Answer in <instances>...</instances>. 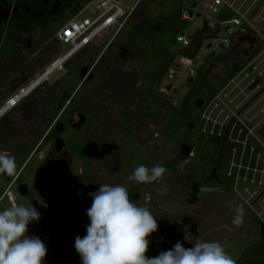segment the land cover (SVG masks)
I'll return each mask as SVG.
<instances>
[{
	"label": "flooded vegetation",
	"instance_id": "flooded-vegetation-1",
	"mask_svg": "<svg viewBox=\"0 0 264 264\" xmlns=\"http://www.w3.org/2000/svg\"><path fill=\"white\" fill-rule=\"evenodd\" d=\"M83 1L0 0L1 127L11 123L12 118L8 117L11 109L21 108V112H24L26 105L41 93L40 90L48 88L47 81L54 72H45V68L56 55L54 34ZM191 10L196 14L194 8ZM201 26L202 23L195 30ZM247 28L245 33L236 32L232 35L230 46L225 47L213 42L217 31L209 30L208 26L203 32V42L207 40L210 47L207 48V44L203 47L202 42L196 55L198 57L199 53L204 52L201 62L193 68L186 81L181 82L178 90L172 85L174 74L180 68L173 72L172 65L158 87H153L166 52L160 62L158 58L161 53L151 54L144 59L153 82L147 90L138 94L143 103L142 116L155 121L157 113L163 111V115L169 117L165 120L169 121L170 126L162 131L164 135L168 138L173 135V125L177 126L175 135L181 129L185 132L177 146L174 160L158 164L163 165L166 172L156 182L141 184L132 179L138 165L144 164L148 168L156 165L154 153L158 134L148 133L141 149L137 150L133 143L138 126L128 120L130 108H123L119 119L125 125L122 138L132 142V146L128 151H116L110 157L118 161L116 166L102 169L93 165L97 163L95 159L100 157L94 152L96 143L88 135L84 138L76 137L80 132L88 131L89 120L87 112L74 107L72 100L76 91L66 100L58 87L47 94L44 108L48 112L41 116L42 134L31 153L39 154L32 182H26L20 174L15 173L10 179L1 174L9 182V188L22 199L23 205L32 203L41 213V218L35 223L36 237L47 248L43 264H81L74 241L77 236L83 237L86 234V225L89 223L86 210L92 203L89 193L95 192L100 184L128 188L129 199L138 206L148 208L156 216L158 229L148 237V257H155L161 251L171 249L178 241L185 248H191L194 243L217 241L224 246L235 264H264V183L252 189L256 190L254 195L237 192L225 175L226 154L214 143L217 139L211 138L213 142L199 143L201 137H206L199 132L201 108L207 99L204 95L207 96L224 81L230 68L236 63L247 66L246 73L249 77L253 76V88L264 80V56L258 55L263 46L260 40L262 32L258 34L256 31L259 29L248 25ZM110 46L105 51H109ZM124 48L126 50L120 57L115 56L117 60L123 62L138 59L131 45H125ZM257 49L258 53L253 56ZM177 57L181 56L177 55L174 60ZM226 59L231 61L223 75L220 69L213 76V66L217 65L215 61L224 63ZM202 65H205L204 77H199L198 70ZM41 68L43 70L39 72ZM94 69L81 74L78 88L87 77H93ZM21 72L27 79L12 93L4 91L8 81ZM166 83H171L170 89L165 88ZM179 89L184 91L176 108L172 100L176 98ZM259 91L256 95H263L264 89ZM11 98L15 100L10 101ZM172 114L177 118L176 122L170 121ZM79 115L84 116V122L77 129L73 124L80 120ZM199 152L202 153L201 158ZM104 158L108 161L106 154ZM215 167L216 171L212 173ZM22 185L25 186V194L20 193ZM37 195L43 198L46 208L37 203ZM237 205L244 208L243 223L240 226L232 223Z\"/></svg>",
	"mask_w": 264,
	"mask_h": 264
},
{
	"label": "rangeland",
	"instance_id": "rangeland-1",
	"mask_svg": "<svg viewBox=\"0 0 264 264\" xmlns=\"http://www.w3.org/2000/svg\"><path fill=\"white\" fill-rule=\"evenodd\" d=\"M136 1L137 0H122V4L130 6ZM234 1L235 7L239 8L240 11L245 12L248 10L250 13L259 0L256 2L254 0H232V2ZM193 2H196L197 11L201 13V17H195L192 18L191 21H188V27L192 26L193 21L197 26L202 23V16L207 14L205 0H176L173 2V8L177 15L180 14L181 9H183V14L184 9L190 7ZM170 10L171 7L163 4L160 0H142V4L137 5L132 15L131 23H140L145 14L155 17L162 14H168ZM258 14H260L263 19H257L254 21L253 19ZM250 23L251 26H254L259 30L264 29V5L255 13L253 18H251ZM196 25H193L192 27ZM263 37L264 32H262V37H260V40L263 43L261 50L264 47ZM120 40L121 44L114 46L112 52L110 51L111 53L109 51H103L102 48L98 49L97 52L95 47H92L90 50L81 54L75 62H72L71 68H74L75 66L76 70L66 68V64L63 65L62 68L58 67V69L49 76V80L47 81L48 88L40 90L41 93H39L37 97H34L33 102L26 105L27 108L22 115H16L12 117L10 124L2 127L0 126V135L3 137L2 140L4 139L0 142V151H6L15 158V173L20 174L26 182H32L39 154H33L25 161L21 162L19 160V157L21 156L20 152L22 148L26 147L27 143L31 144L35 142L33 150L39 143L42 134L41 116L48 112V109L44 108V103L46 102L47 94L51 93L52 89L57 87L60 88V93L61 95H64L65 100L76 91L72 100L74 107L78 110L87 112L89 115L87 124L88 131H82L77 134L76 137L84 138L88 135L90 140L96 143L97 147H95L94 152H97L100 157L95 159L97 163L93 164L94 166L102 169L116 166L118 161L110 157L116 154V151L125 152L131 148L132 142L128 139L122 138L125 134V125L124 122L119 119V114L125 107L130 108V111H128V114H130L128 118L129 122L138 126V129L135 132L137 137H135V143H133L137 147V150L141 149L143 139L148 133L156 132L158 134L155 139L156 152L154 153L156 165L165 160H174L177 153V146L185 135L184 129H181L179 134L172 135L168 138V136L164 135L162 132L170 127L169 121L167 122V120H165L169 119V117L164 116L163 111L157 113L156 118H154L155 121L145 119L142 116L143 103L138 94L140 91L147 90L151 86L153 77L151 71L147 69V62L143 59L124 60L123 62L117 60L116 57H120L126 50L124 46L130 45L127 35ZM206 44L207 40L203 42V47ZM59 46L63 47V49L67 48V45L65 44H59ZM203 54L204 52L199 53L198 57L193 60H188L183 57H177L174 60L172 66L179 65L180 70L178 73L174 74L173 88L178 90L181 82L184 80L186 81V77L192 73L193 68L201 62ZM262 56H264V52ZM230 61L231 60L227 59L224 63L219 60L215 61L217 65L213 66L211 74L214 76L219 73V70L221 69L220 74L223 75L225 69L229 67ZM92 68H95L93 71V77H87L85 83L78 88L82 79V70L89 71ZM41 70H43V68L39 69V72ZM242 75H238L236 78L235 82H240L238 87H236L234 83L229 84L231 80L229 79L216 92V94L222 90L223 93H229L228 97H222L226 103H229L230 106H233L236 103H241L242 110H244V112L249 111L248 116H250L255 114L259 109H264V91H262L263 95H256L260 92L259 90L264 89V80H262L261 83L259 82L260 87L259 89H256L255 92L253 90L258 84L253 88L252 83L245 88L248 82L253 79V76L241 79ZM215 88H217V86ZM240 88L245 91V94L241 93ZM179 90L176 98L172 100L176 108L179 106L181 95L183 93L182 91H184V89ZM210 94L211 92L208 95ZM246 94H248L247 99ZM204 96L205 98L207 97L206 95ZM230 99L233 100V103L230 102ZM176 120L177 118L172 114V116H170V121L176 122ZM104 154L108 156V161L105 160ZM140 155L143 156L141 153ZM81 165L82 167L84 166V164ZM0 186L4 188V197L0 200V211L13 204H23L22 199L19 198L14 190L9 188V182L5 181L1 174ZM28 235L36 236L35 221L29 224Z\"/></svg>",
	"mask_w": 264,
	"mask_h": 264
},
{
	"label": "clouds",
	"instance_id": "clouds-1",
	"mask_svg": "<svg viewBox=\"0 0 264 264\" xmlns=\"http://www.w3.org/2000/svg\"><path fill=\"white\" fill-rule=\"evenodd\" d=\"M16 172L15 158L0 151V174L12 176ZM166 169L163 165L148 168L138 165L132 179L145 184L160 180ZM166 191V189L164 190ZM91 206L86 210L89 223L86 234L77 236L74 248L81 264H235L217 242L194 243L185 248L177 242L155 257H148V237L157 231L156 216L143 206L129 199L128 188L122 185L100 184L89 193ZM42 207L47 204L42 197H35ZM232 223H243L244 208L237 205ZM41 213L31 204H13L0 211V264H43L47 248L36 236L28 235V226L39 221Z\"/></svg>",
	"mask_w": 264,
	"mask_h": 264
},
{
	"label": "built area",
	"instance_id": "built-area-1",
	"mask_svg": "<svg viewBox=\"0 0 264 264\" xmlns=\"http://www.w3.org/2000/svg\"><path fill=\"white\" fill-rule=\"evenodd\" d=\"M139 1L137 0L130 6L123 5L122 0L83 1L55 32L54 40L58 48L53 61L45 68V72H54L58 67L62 68L67 61L85 48L98 46L105 51L124 30ZM234 3L235 1L232 2V0H205L207 14L202 16V20L207 19L208 26L217 31L216 37L213 38L215 44L220 43L229 47L230 37L237 32L242 23L256 28L251 26V19L248 20L250 14L248 10L242 12L235 7ZM224 8L235 14L232 19L225 21L217 19V15ZM194 13L199 12L195 9ZM183 18L191 21L194 16L189 18L188 13L184 11ZM257 19L262 20L263 18L258 14L253 20ZM193 25H196L194 21ZM192 26L188 27L187 23L185 28L177 34L176 41L180 45L186 46L190 43V37L197 25ZM263 30L256 32L260 34ZM59 44H65L67 48L63 49ZM263 52L264 47L258 55ZM246 68L247 66L232 77L229 84L234 83L238 87L240 82H235L238 75L244 74L242 78H249ZM171 73L172 71L170 75ZM253 82L254 80L251 79L245 88ZM259 87L258 83L253 91ZM240 91L245 94L243 89L240 88ZM215 95L202 106L199 132L206 137L222 140L225 143L226 177L230 179L232 187L237 192L254 195L256 190L252 189L264 183V137L259 132L264 125V109L261 108L255 114L248 116L249 111L244 112L241 103L233 106L226 103L222 97H228L229 93H223L222 90ZM247 97L248 94H246V99ZM14 100V98L10 99V101ZM230 102L233 103V100L230 99Z\"/></svg>",
	"mask_w": 264,
	"mask_h": 264
},
{
	"label": "trees",
	"instance_id": "trees-1",
	"mask_svg": "<svg viewBox=\"0 0 264 264\" xmlns=\"http://www.w3.org/2000/svg\"><path fill=\"white\" fill-rule=\"evenodd\" d=\"M163 2V4L169 5L171 7V10L169 11L168 14H162L158 15L155 17L149 16L148 14H145L142 21L137 24H132L131 23V18L126 24L124 30L121 32L119 37L116 39L115 42L112 43V45L108 48L109 51H111V48L121 44L120 39L123 38L125 35L128 36L129 39V44L134 48L136 52V57L139 59H145L149 57L151 54H158L161 53L158 61L160 62L169 46V43L172 38V34L178 19V15L176 11L173 8V2L176 0H160ZM142 4V0L139 1L138 5ZM80 6V4L76 7V9ZM234 13L232 11H227L225 8L222 9V11L217 15V19L220 21H225V20H230L234 17ZM92 48V47H90ZM90 48H85L78 52L73 58H71L65 65L66 68L69 69H75L71 68L72 67V62H75L81 54L84 52L90 50ZM101 47H96L95 49L98 52V49ZM258 53V49L254 51L253 56ZM46 67V66H45ZM204 67L205 65H202L200 69L198 70L199 77H204L203 72H204ZM244 67V64L241 63H236V65L232 68H230L229 73L227 77L224 79V81L217 87L215 88L209 96H207L206 103L209 102L216 92L227 82V80L231 79L234 77L242 68ZM254 86V85H253ZM203 108V107H202ZM201 108V110H202ZM21 108H13L9 112V118H12L16 115L21 116L23 112H21ZM177 132V126L174 127L172 126V134L175 135ZM0 142L2 140V135H0ZM211 138H206V137H201L199 143H203L204 141L206 142H213ZM216 143L218 149L223 150V154H226V145L225 143L222 142V140H216ZM35 145L34 143H27L25 148L21 149V156L19 157V160L21 162L25 161L32 153L33 147ZM199 157H202V153L199 152ZM4 193V188L0 186V199L3 196Z\"/></svg>",
	"mask_w": 264,
	"mask_h": 264
},
{
	"label": "water",
	"instance_id": "water-1",
	"mask_svg": "<svg viewBox=\"0 0 264 264\" xmlns=\"http://www.w3.org/2000/svg\"><path fill=\"white\" fill-rule=\"evenodd\" d=\"M263 5H264V0H259V2L256 4V6L253 8V10L248 15V20H250ZM195 6H196V2H193L191 4V8H194ZM191 8L190 9L189 8L184 9V11L186 13H188L189 18H192L193 16L194 17H201V15L199 13L193 14V11L191 10ZM182 10L183 9L180 10V14H179V17L177 19V22H176V25H175V28L173 31L171 41H170L169 46L167 48L166 54H165L164 59L162 61V64H161V67H160L159 72L157 74V77L155 79V82L153 85L154 89H156L158 87V85L161 83L166 71L173 64L174 58L177 55H179L183 58H186L188 60H193L196 57V55L198 54V52L202 46L203 32L205 30H207V27H208L207 19H203L202 20V26L200 28L196 29L195 32H193L192 36L190 37V43L188 45L183 46V45H180L176 41L177 34L180 33L188 23V20L185 18H182V16H181ZM246 31H248L246 23H242L241 26L237 29V32H241V33H245ZM206 47L207 48L210 47V44H207ZM210 55H212V54H210ZM179 68H180L179 65H175L172 67V71L176 72L179 70ZM85 72H86V70H82L81 74L83 75ZM26 79H27V76L23 75V72H21L18 76H14L13 78H11L8 81L7 87L4 89V91L12 93ZM164 86L166 89H170L171 83H166V84H164ZM183 103H184V101H183ZM196 105L200 106V104H196ZM79 117H80V120L76 124H73V126L77 129L80 128L84 122V116L79 115ZM259 132L264 137V125L261 127ZM215 171H216V167L212 170V173H215ZM4 177L6 179H10L11 176L4 175ZM19 189H20L21 194H25L26 191H25L24 185H22Z\"/></svg>",
	"mask_w": 264,
	"mask_h": 264
},
{
	"label": "crops",
	"instance_id": "crops-1",
	"mask_svg": "<svg viewBox=\"0 0 264 264\" xmlns=\"http://www.w3.org/2000/svg\"><path fill=\"white\" fill-rule=\"evenodd\" d=\"M190 7H191V6H190ZM190 7H189V8H190ZM195 9H197V4H196V6L194 7V10H195Z\"/></svg>",
	"mask_w": 264,
	"mask_h": 264
},
{
	"label": "bare ground",
	"instance_id": "bare-ground-1",
	"mask_svg": "<svg viewBox=\"0 0 264 264\" xmlns=\"http://www.w3.org/2000/svg\"><path fill=\"white\" fill-rule=\"evenodd\" d=\"M50 72V71H49Z\"/></svg>",
	"mask_w": 264,
	"mask_h": 264
}]
</instances>
